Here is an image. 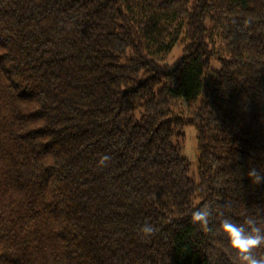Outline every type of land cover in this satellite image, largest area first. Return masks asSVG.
<instances>
[{
  "label": "trees",
  "instance_id": "obj_1",
  "mask_svg": "<svg viewBox=\"0 0 264 264\" xmlns=\"http://www.w3.org/2000/svg\"><path fill=\"white\" fill-rule=\"evenodd\" d=\"M253 167L264 0H0V264H240L219 212L264 217Z\"/></svg>",
  "mask_w": 264,
  "mask_h": 264
},
{
  "label": "clouds",
  "instance_id": "obj_2",
  "mask_svg": "<svg viewBox=\"0 0 264 264\" xmlns=\"http://www.w3.org/2000/svg\"><path fill=\"white\" fill-rule=\"evenodd\" d=\"M109 159L105 154L101 156L99 163L104 164ZM247 174L254 183L264 182V169L253 167ZM215 210L205 202L191 212V221L205 230H210V218ZM219 215L222 217L220 230L226 235L229 247L238 257L240 264H264V255L257 254V250L264 247V217L247 215L242 222H238L230 216H225L222 211ZM157 230V226L149 222H145L140 228L145 237H150Z\"/></svg>",
  "mask_w": 264,
  "mask_h": 264
},
{
  "label": "rangeland",
  "instance_id": "obj_3",
  "mask_svg": "<svg viewBox=\"0 0 264 264\" xmlns=\"http://www.w3.org/2000/svg\"><path fill=\"white\" fill-rule=\"evenodd\" d=\"M181 55V46L178 45L171 54L170 60L173 62ZM183 138V137H182ZM181 138L182 154L190 163L191 176L198 179L199 175V158L198 143L196 130L193 126L188 125L184 128V140Z\"/></svg>",
  "mask_w": 264,
  "mask_h": 264
}]
</instances>
